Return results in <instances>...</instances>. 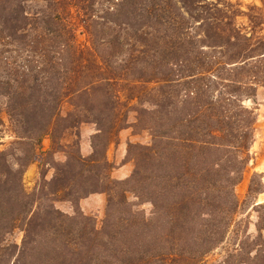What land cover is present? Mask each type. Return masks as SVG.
<instances>
[{"label": "trees", "instance_id": "obj_1", "mask_svg": "<svg viewBox=\"0 0 264 264\" xmlns=\"http://www.w3.org/2000/svg\"><path fill=\"white\" fill-rule=\"evenodd\" d=\"M0 45V95L18 143L27 141L32 152L48 138L68 159L63 140L92 123L91 155L71 158L82 175L88 163L112 168L105 150L127 112L150 136L148 145H129L134 168L125 180L101 179L108 184L100 190L78 193V179L54 176L46 184L54 194L66 190L73 214L25 209L20 245L0 239V256L12 264H264V203L254 206L255 235L244 230L221 261L207 260L240 223L234 187L250 160L256 120L245 103L255 104L264 87L258 7L244 12L230 0H0ZM20 176L0 180V193H17L21 211ZM87 193L106 194L100 225L79 209ZM142 204L150 205L147 214L137 208ZM5 228L2 237L11 230Z\"/></svg>", "mask_w": 264, "mask_h": 264}, {"label": "rangeland", "instance_id": "obj_2", "mask_svg": "<svg viewBox=\"0 0 264 264\" xmlns=\"http://www.w3.org/2000/svg\"><path fill=\"white\" fill-rule=\"evenodd\" d=\"M230 1L237 3L244 12L247 11L248 7L256 6L264 14V0ZM238 22L241 25H247V20L244 16L239 17ZM77 40L81 45L87 46L85 34H77ZM3 48L4 47L0 45V49ZM6 104L7 98L0 95V180L3 181L6 179L8 183L11 184L15 175H21L19 181L23 189V196H26V198L23 200L25 203H23L21 212L19 209L16 210V200L14 198L17 196V193L14 191L0 193L3 199L0 203V229L6 227L5 230H7V227L11 226V230H9L8 233L4 234L3 237L0 235V239L4 240L1 243L5 246L20 245L23 236V232L20 229L30 217V214L23 212L25 209L31 208L35 211V209L43 210L53 207L66 215L73 214L75 208L71 202L66 200V194H64L66 190H63V188L59 186L62 190L54 194L53 185H47L54 176L58 179L65 176L66 178L75 177V179H78V183L73 186V190L78 191V193H82L84 190H94L96 188L100 190L108 184L107 181L117 180L112 178V174L119 166L128 165L130 170L129 175L120 180H125L131 175L134 165L133 161L130 159L131 154L128 152L129 145L144 146L148 145L150 142V136L146 130H138L133 127L135 113L129 111L125 116L124 128L117 132L115 141L111 142L105 150V159L112 168L101 169V166L96 165L97 163H88L86 167H84L83 174L79 175L78 172L80 171V167L74 161H71V158L72 156H76L78 151L81 157L84 158L91 155L93 151L92 136L96 133L94 124H82L77 131L78 137L75 136V131L68 133L62 142V144L66 145L64 148L68 151V159L66 158V153L60 151V148L51 146L48 138H43L40 146L32 152V148L27 141H23L21 144L18 143L13 125L6 112ZM245 104L255 109L256 120L254 124L253 142L250 147V160L245 167L240 181L234 187V193L239 203L236 220L240 221V223L232 227L221 246L208 255L207 260L209 263L221 261L226 253L237 243L244 230L251 236L255 235L257 213L255 212L254 206L264 203V87H259L257 89L255 104L250 101H247ZM123 110L124 108L122 112ZM121 139L126 142L122 149V152L125 153L124 157L120 159L117 155V149L118 144H120V146L123 145ZM102 152V148L99 147L98 154ZM66 162L71 165L66 166ZM97 169L100 170L99 173H96ZM69 171V175H66ZM92 176L93 179L90 178ZM98 176L100 180L95 183ZM86 178H88L86 183L81 186L79 181ZM101 179L108 180L101 181ZM249 187L253 189V192L250 194L248 191ZM99 194L104 197L102 202H99L96 198ZM89 197L93 198L84 202L83 207L78 203L79 209L82 214L92 217L95 223L100 225L105 213L106 194L87 193V196L80 200H85ZM128 199L132 202L136 201L132 195H128ZM34 202L35 204L33 205ZM137 208L143 209L146 214L151 209L149 204L138 205ZM13 216L14 220L12 222L11 217ZM13 261L14 258L10 256H0V264H12Z\"/></svg>", "mask_w": 264, "mask_h": 264}, {"label": "crops", "instance_id": "obj_3", "mask_svg": "<svg viewBox=\"0 0 264 264\" xmlns=\"http://www.w3.org/2000/svg\"><path fill=\"white\" fill-rule=\"evenodd\" d=\"M122 138V137H121ZM121 141H123V145L120 146V144H118V153L117 155L119 156V158H123L124 157V152H122V149H123V146L125 145V142L123 139H121ZM120 148H121V152H120ZM130 173V170H129V167L128 165H122V166H119L118 168H116L112 174V178H115L117 180H120V179H123L125 177H127ZM91 198L93 197H89L85 200H80L79 204L83 207L84 206V202H87L88 200H90ZM97 200H99V202H102L103 200V195H97Z\"/></svg>", "mask_w": 264, "mask_h": 264}]
</instances>
